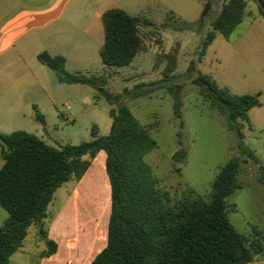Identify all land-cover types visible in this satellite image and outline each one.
Listing matches in <instances>:
<instances>
[{"label": "rangeland", "instance_id": "1", "mask_svg": "<svg viewBox=\"0 0 264 264\" xmlns=\"http://www.w3.org/2000/svg\"><path fill=\"white\" fill-rule=\"evenodd\" d=\"M225 1L91 0L85 32L82 25L72 28L76 40L82 36L85 40L89 38L91 48L85 57L75 54L68 58L65 66L67 75L90 81L62 83L46 66L36 71L43 86L37 83L33 73L21 71L20 66L0 72V133L25 131L56 148L79 145L92 139L94 126L99 128L100 136H106L112 126L109 111L124 103L157 142L145 160L161 189L170 191L175 199L182 198L189 188L210 198L212 184L222 167L240 157L243 160L238 177L241 188L227 200L229 205H236L237 211L230 212L229 220L247 237L253 235L255 227L264 231V184L260 181L259 166L240 154L238 137L229 129L226 117L199 91L198 71H201L221 87L229 88L233 95L260 94L261 106L249 111L243 133L245 145L264 165V89L260 81L264 78V52L260 43L250 38L264 35V19L257 2L246 0L245 17L232 36L225 38L217 34L205 56L199 57L202 42L213 30L212 22ZM207 5L205 20L201 21ZM113 8L152 23L140 31L145 50L124 68L106 66L99 53L104 42V26L96 13ZM170 53L176 54V70L170 78H165L168 63L165 57ZM138 85H146L143 88L146 95L130 94ZM103 92L112 96L110 101ZM175 95L181 99V118L174 113ZM33 106L44 115L45 125L36 119ZM182 148L186 157L177 162L173 156ZM103 155L104 152L99 163L93 162L81 183L67 182L56 192L45 230L48 232L50 223L57 218L58 251L46 264H90L105 248L111 200L101 218L99 183L105 187V201L110 191L102 167ZM2 165L0 159V168ZM75 188L81 191V217L76 216ZM8 218V212L0 206V227ZM38 231L36 226L30 228L23 246L11 257V264H43L42 253L47 245ZM63 232L70 233V239H65Z\"/></svg>", "mask_w": 264, "mask_h": 264}, {"label": "trees", "instance_id": "2", "mask_svg": "<svg viewBox=\"0 0 264 264\" xmlns=\"http://www.w3.org/2000/svg\"><path fill=\"white\" fill-rule=\"evenodd\" d=\"M264 19V0H254ZM246 0H226L217 18L212 22L200 48V59L217 34L229 38L243 22ZM209 6L203 11L201 21ZM104 43L100 49L103 64L109 67L129 66L145 50L140 34L143 26L152 25L140 16L113 8L101 17ZM188 26L186 25V28ZM164 70L170 78L176 70V54L170 53ZM39 61L54 71L60 82L86 83L78 76L65 73L66 59L44 52ZM197 70V69H194ZM199 91L210 105L224 115L228 127L238 137L241 155L259 166L260 181L264 184V165L244 143V123L251 109L260 107V95H233L207 74L198 71ZM146 85H138L130 92L134 97L147 94ZM36 119L45 125V117L36 107ZM174 113L181 118V99L174 96ZM110 132L99 135L92 128V139L79 145L66 144L61 148L48 145L44 140L25 131L0 133V206L9 218L0 227V264H11V257L23 246L32 226L47 245L42 258L57 253L58 244L45 230L51 219L49 206L56 192L67 182H80L100 152L106 155L102 167L109 180V195L105 201V187L99 183L101 202L98 214L105 216L111 200L107 244L90 264H249L264 257V231L254 228L251 237L240 234L229 220L236 205L230 198L241 188L238 181L243 160L235 157L220 170L212 184L210 198L189 188L182 198L175 199L171 192L161 189L145 157L157 142L149 130L124 104L111 109ZM186 157L182 148L173 159L180 162ZM100 158L96 163H99ZM246 162V160H245ZM76 216L81 217V191L75 192ZM84 199L82 203H84Z\"/></svg>", "mask_w": 264, "mask_h": 264}, {"label": "crops", "instance_id": "3", "mask_svg": "<svg viewBox=\"0 0 264 264\" xmlns=\"http://www.w3.org/2000/svg\"><path fill=\"white\" fill-rule=\"evenodd\" d=\"M90 8L91 0H0V58H3L0 72L20 66L21 71L33 73L37 83L43 86L36 75V71H41V66H45L38 59L40 54L46 52L51 56H62L66 59L65 66L68 58L75 54L77 57L87 56L86 52L91 48L89 38L85 40L82 36L80 40H76L72 28L82 25L83 33L85 32ZM105 12L98 11L96 18L101 20ZM250 38L260 43L263 53L264 35L257 34ZM260 81L264 89V78ZM102 154L103 151L98 154L95 163L97 159L101 160ZM103 156L102 162L106 158L105 153ZM88 171L78 183L85 179ZM77 189H74V197ZM56 219L48 227V237L55 242L59 225ZM62 234L65 239H70V233ZM53 256L44 258L43 264L51 262ZM249 264H264V257Z\"/></svg>", "mask_w": 264, "mask_h": 264}, {"label": "water", "instance_id": "4", "mask_svg": "<svg viewBox=\"0 0 264 264\" xmlns=\"http://www.w3.org/2000/svg\"><path fill=\"white\" fill-rule=\"evenodd\" d=\"M104 96L106 97L107 101H110L111 100V95H109L108 93L106 92H103Z\"/></svg>", "mask_w": 264, "mask_h": 264}, {"label": "built area", "instance_id": "5", "mask_svg": "<svg viewBox=\"0 0 264 264\" xmlns=\"http://www.w3.org/2000/svg\"><path fill=\"white\" fill-rule=\"evenodd\" d=\"M68 110H69V107H68Z\"/></svg>", "mask_w": 264, "mask_h": 264}]
</instances>
